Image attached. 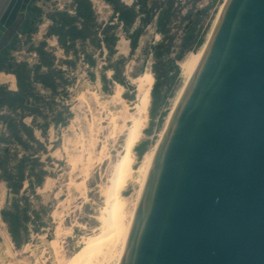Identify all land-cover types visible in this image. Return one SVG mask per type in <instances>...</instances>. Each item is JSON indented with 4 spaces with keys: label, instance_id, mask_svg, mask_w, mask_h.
<instances>
[{
    "label": "rangeland",
    "instance_id": "obj_1",
    "mask_svg": "<svg viewBox=\"0 0 264 264\" xmlns=\"http://www.w3.org/2000/svg\"><path fill=\"white\" fill-rule=\"evenodd\" d=\"M224 1L30 0L0 40V264L86 261L76 263L77 253L104 227L117 162L139 121L134 172L118 194L129 222L135 170ZM147 74L150 86H140ZM111 247L90 264H116L120 246Z\"/></svg>",
    "mask_w": 264,
    "mask_h": 264
},
{
    "label": "water",
    "instance_id": "obj_2",
    "mask_svg": "<svg viewBox=\"0 0 264 264\" xmlns=\"http://www.w3.org/2000/svg\"><path fill=\"white\" fill-rule=\"evenodd\" d=\"M30 0H0V40ZM119 264H264V0H225Z\"/></svg>",
    "mask_w": 264,
    "mask_h": 264
},
{
    "label": "bare ground",
    "instance_id": "obj_3",
    "mask_svg": "<svg viewBox=\"0 0 264 264\" xmlns=\"http://www.w3.org/2000/svg\"><path fill=\"white\" fill-rule=\"evenodd\" d=\"M209 37H210V35L208 36L205 44L202 46L200 51L196 55H193L192 57H190L188 60H186L182 64L181 68H182V72L184 75V82H183V85L179 91V94L177 95L178 98H177L176 104H177V102H178V100L182 94V91H183L186 83L188 82L189 78L191 77L194 69L196 68V65L198 64V62H199V60L203 54V51L205 49V46H206V43H207ZM151 81H152V79H151L150 75L147 74L146 76H144V78L141 79L139 84H140V86L141 85L150 86ZM148 100H149L148 91L146 90L141 95V99H140V108H139L140 111L139 112L141 114H145L146 106L148 104ZM176 104H175V106H176ZM173 110H172V112H173ZM166 126H167V124H166ZM165 127H164V129H165ZM139 129H140L139 121L134 122V124L132 125V127L130 129L128 137L126 139L125 152L121 155V157L119 158V160L117 162V170H116V172H117L116 173V181L117 182H115V183H117L116 184L117 188H116L115 192L114 193L112 192L108 198L107 206H106L107 218H106L104 227L99 232V235L97 236V238L86 242L85 246L77 253L76 257L78 259L76 258V260H77L76 263L79 261H82L85 258L86 261L80 262V264H90L91 260H93L97 256L101 255L102 247L109 246V244H110L112 246L111 247L112 250H113V248L120 246L119 253H118V255H116L117 256L116 264H119V261H120V258H121V255H122V252L124 249V245H125V242L127 239V235L129 232V228H130V225L132 222V218L134 215L136 205L139 201L140 194H141V191L143 189V185H144L149 167L151 165V161L153 159L155 150L157 148L159 140H160V138L163 134V131H164V130L162 131L157 143L152 147V149H150L147 153H145L143 155L142 160H141L137 170H135V173H137L139 176V182L138 183H139L140 188H139V192L137 195L136 204L134 205L133 210H132V212L129 216V219H128L129 222L126 223V216H125L124 211H123V207H124L123 204L124 203L121 202L118 194H119L121 188L123 187V185L125 184V182L130 178L131 174L134 172V170L130 166L131 165L130 150L135 145V143L138 141ZM110 253H111L110 248H107L106 251L103 252L102 256L105 257L107 255H110Z\"/></svg>",
    "mask_w": 264,
    "mask_h": 264
}]
</instances>
